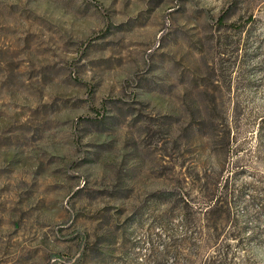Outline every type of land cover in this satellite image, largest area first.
Listing matches in <instances>:
<instances>
[{
    "label": "rangeland",
    "instance_id": "obj_1",
    "mask_svg": "<svg viewBox=\"0 0 264 264\" xmlns=\"http://www.w3.org/2000/svg\"><path fill=\"white\" fill-rule=\"evenodd\" d=\"M0 264H264V0H0Z\"/></svg>",
    "mask_w": 264,
    "mask_h": 264
},
{
    "label": "trees",
    "instance_id": "obj_2",
    "mask_svg": "<svg viewBox=\"0 0 264 264\" xmlns=\"http://www.w3.org/2000/svg\"><path fill=\"white\" fill-rule=\"evenodd\" d=\"M226 180H224L223 181V184H222V188H223V196H222V200H223V202L225 203L226 202V198H224V196H225V193H226V186H227V184H226ZM215 200H217L216 198H215Z\"/></svg>",
    "mask_w": 264,
    "mask_h": 264
}]
</instances>
